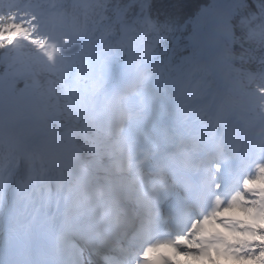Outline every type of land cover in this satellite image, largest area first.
<instances>
[{
    "label": "snow or ice",
    "instance_id": "obj_1",
    "mask_svg": "<svg viewBox=\"0 0 264 264\" xmlns=\"http://www.w3.org/2000/svg\"><path fill=\"white\" fill-rule=\"evenodd\" d=\"M218 258L264 264V0H0V264Z\"/></svg>",
    "mask_w": 264,
    "mask_h": 264
},
{
    "label": "rangeland",
    "instance_id": "obj_2",
    "mask_svg": "<svg viewBox=\"0 0 264 264\" xmlns=\"http://www.w3.org/2000/svg\"><path fill=\"white\" fill-rule=\"evenodd\" d=\"M238 215L240 217H238V219H245L244 213H242L241 211L238 212Z\"/></svg>",
    "mask_w": 264,
    "mask_h": 264
}]
</instances>
